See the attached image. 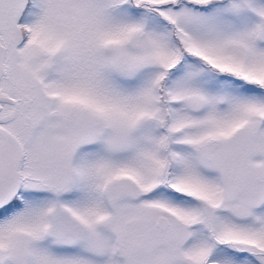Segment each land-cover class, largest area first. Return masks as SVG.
Listing matches in <instances>:
<instances>
[{
    "label": "snow or ice",
    "instance_id": "6c2138e0",
    "mask_svg": "<svg viewBox=\"0 0 264 264\" xmlns=\"http://www.w3.org/2000/svg\"><path fill=\"white\" fill-rule=\"evenodd\" d=\"M0 264H264V0H0Z\"/></svg>",
    "mask_w": 264,
    "mask_h": 264
}]
</instances>
